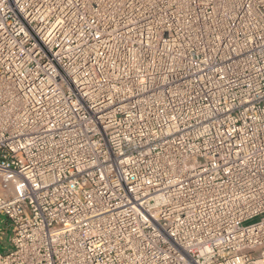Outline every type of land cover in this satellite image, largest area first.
Listing matches in <instances>:
<instances>
[{
    "label": "built area",
    "instance_id": "1",
    "mask_svg": "<svg viewBox=\"0 0 264 264\" xmlns=\"http://www.w3.org/2000/svg\"><path fill=\"white\" fill-rule=\"evenodd\" d=\"M0 211L2 264H264V0H0Z\"/></svg>",
    "mask_w": 264,
    "mask_h": 264
},
{
    "label": "rangeland",
    "instance_id": "2",
    "mask_svg": "<svg viewBox=\"0 0 264 264\" xmlns=\"http://www.w3.org/2000/svg\"><path fill=\"white\" fill-rule=\"evenodd\" d=\"M7 220L6 214L0 211V252H5L11 248L12 228L10 227V222ZM255 221L257 219L251 222ZM0 264L2 263L0 262Z\"/></svg>",
    "mask_w": 264,
    "mask_h": 264
}]
</instances>
